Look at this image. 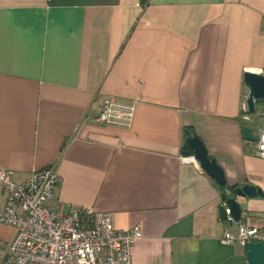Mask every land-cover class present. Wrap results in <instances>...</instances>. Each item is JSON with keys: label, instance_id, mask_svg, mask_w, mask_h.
<instances>
[{"label": "crops", "instance_id": "0c3cea01", "mask_svg": "<svg viewBox=\"0 0 264 264\" xmlns=\"http://www.w3.org/2000/svg\"><path fill=\"white\" fill-rule=\"evenodd\" d=\"M246 71L264 75V0H0V168L21 183L53 165L46 207L138 227L131 264H247L243 246L220 242L264 229V159L242 137L256 130ZM107 96L134 101L129 127L94 120ZM187 128L224 186L182 160ZM246 183L262 196L236 197L240 219L221 220ZM13 234L0 223V264Z\"/></svg>", "mask_w": 264, "mask_h": 264}, {"label": "built area", "instance_id": "2783aa9c", "mask_svg": "<svg viewBox=\"0 0 264 264\" xmlns=\"http://www.w3.org/2000/svg\"><path fill=\"white\" fill-rule=\"evenodd\" d=\"M134 109V101L122 103L107 96L94 120L129 127ZM253 134L255 154L264 159V122ZM182 160L198 166L193 155ZM12 174V170L0 168V187L6 194L0 206V223L14 229L13 237L5 244L8 260L1 264H131V248L141 238L138 227L114 230L111 212L77 208L61 213L46 207L45 201L60 181L53 165L33 170L21 183H16ZM220 242H238L243 247L260 242L264 246V229L239 225L236 235L224 231Z\"/></svg>", "mask_w": 264, "mask_h": 264}, {"label": "water", "instance_id": "95a60500", "mask_svg": "<svg viewBox=\"0 0 264 264\" xmlns=\"http://www.w3.org/2000/svg\"><path fill=\"white\" fill-rule=\"evenodd\" d=\"M243 83L247 88L246 106L247 111L252 113L256 102H264V75L258 71H246L243 73ZM242 137L246 141L254 142L255 136L248 126L242 127ZM184 143L191 150L193 157L198 162L205 174L219 186L225 185V178L222 169L212 157H209L203 143L194 134L185 130ZM262 196L259 188L251 184H244L235 187L230 195L225 197L223 204L218 208L221 220L230 217L238 221L241 216V209L236 197L253 198ZM247 264H264V246L260 242H249L244 247Z\"/></svg>", "mask_w": 264, "mask_h": 264}, {"label": "rangeland", "instance_id": "374dc122", "mask_svg": "<svg viewBox=\"0 0 264 264\" xmlns=\"http://www.w3.org/2000/svg\"><path fill=\"white\" fill-rule=\"evenodd\" d=\"M254 115L249 116L250 120H246L247 124L250 126L251 124L255 127V129H260L264 122V104L262 102H257L254 105ZM254 130V128H253Z\"/></svg>", "mask_w": 264, "mask_h": 264}, {"label": "trees", "instance_id": "16d2710c", "mask_svg": "<svg viewBox=\"0 0 264 264\" xmlns=\"http://www.w3.org/2000/svg\"><path fill=\"white\" fill-rule=\"evenodd\" d=\"M264 104V103H263ZM253 114V113H252ZM186 131H188L189 133H194L193 130L191 128H187ZM253 131V130H252ZM182 153L183 154H190L191 153V150L186 146L184 145L183 148H182ZM192 154V153H191Z\"/></svg>", "mask_w": 264, "mask_h": 264}, {"label": "bare ground", "instance_id": "6f19581e", "mask_svg": "<svg viewBox=\"0 0 264 264\" xmlns=\"http://www.w3.org/2000/svg\"><path fill=\"white\" fill-rule=\"evenodd\" d=\"M249 119V118H248Z\"/></svg>", "mask_w": 264, "mask_h": 264}]
</instances>
